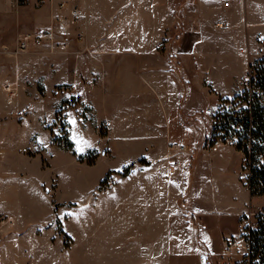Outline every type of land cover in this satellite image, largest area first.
Here are the masks:
<instances>
[{
    "label": "crops",
    "instance_id": "crops-1",
    "mask_svg": "<svg viewBox=\"0 0 264 264\" xmlns=\"http://www.w3.org/2000/svg\"><path fill=\"white\" fill-rule=\"evenodd\" d=\"M59 1L45 5L46 18L36 20L37 31L47 29L52 34L40 51L29 48L10 58L13 67L3 66L5 57L0 53V129L17 104L16 97H7L5 84L28 98L31 95L25 86L33 84L31 89L39 93V82L45 90L51 82L53 88L65 85L69 95L79 98L80 104L68 110L71 128L72 116L80 131L93 134L97 141L77 150L73 139L76 156L94 151L95 162L81 161L80 165L99 171L93 189L79 203L90 202L96 211L99 197H112L120 188L119 196L107 198L114 203L108 211L114 230L120 220L123 233L137 237L136 264H162L163 257L174 264L167 236L176 216L183 226L206 230L207 214L219 221L237 208L241 225L253 197L243 181L241 158L227 147L203 150L201 143L210 133L205 123L206 108L239 95L236 85L253 58L251 47L243 50L241 38L236 37V43L228 41L227 46L234 49L228 69L234 91L222 92L209 74L217 65L224 74L225 65L219 62L224 33L238 28L246 38L261 35L258 28L264 26V0H69L65 8ZM74 4L81 10L78 22L71 21ZM227 9H233L235 21L223 19ZM12 10L13 6L0 5V16ZM2 42L0 39V45ZM207 59L214 65L206 63ZM38 93L30 99L31 104L44 99ZM196 93L215 100L200 107L194 102ZM23 112L37 113L35 107ZM197 112L204 119L190 124ZM37 117L44 129L47 120ZM171 143L192 149L176 152L169 148ZM102 149L107 150L106 155L100 154ZM6 152L0 134V178ZM24 153L27 158L37 156L29 155L28 150ZM200 155L210 159L211 170L208 181L199 186L198 179L203 178ZM126 167L130 169L123 174ZM109 172V184L97 193ZM196 187L201 191L197 197L199 211L191 206ZM191 217L197 218L199 225H193ZM192 242L191 237L177 241L183 258H193ZM197 244V250L200 245L210 248L207 231Z\"/></svg>",
    "mask_w": 264,
    "mask_h": 264
},
{
    "label": "rangeland",
    "instance_id": "rangeland-1",
    "mask_svg": "<svg viewBox=\"0 0 264 264\" xmlns=\"http://www.w3.org/2000/svg\"><path fill=\"white\" fill-rule=\"evenodd\" d=\"M50 1L52 0H45L38 4L35 0H0L2 6H13L12 11L7 14L4 12L0 16V20L3 21V28L0 30V39L3 40L0 53L5 57L3 66H14L10 58H16L22 53L19 50L21 37L37 31L36 23L46 18V11L43 8ZM248 1L252 3V0ZM261 6L264 15V4ZM223 19L231 22L235 21L237 16L233 9L229 11L227 9ZM243 21L245 29V20ZM258 30L262 36L258 34L259 36L252 35L246 38L238 28L233 32L224 33L225 46L222 43L223 49H221L219 59L220 65H225L224 74L221 70H217L218 65L217 69L209 74V78L215 81L222 92L231 94L234 91L233 77L231 73H228L232 65L234 49L227 46L228 41L233 39L236 43V37L241 38L244 43L243 50L248 51L250 47L253 50L251 64L236 85L235 91L241 94L249 78L251 65L264 56V26L259 27ZM33 45L29 50L40 51V47ZM206 63L214 65V61L210 59H207ZM47 85V90H45L43 83L39 82V93L44 99L34 104H31L30 99H33L32 96L38 92L31 89L33 84L25 86V92L31 95L28 98H25L23 93L20 94L17 89L5 91L7 97H16L17 104L13 109V114L3 121L0 129L3 146L7 151L5 155L7 161L2 168L0 178L1 264H127V261L136 264L138 261L137 237L124 234L120 220H118L120 224L115 223L117 226L114 230L113 221L110 220L111 214L108 211L114 203L108 201L107 198L113 200L119 196L120 188L116 189L112 197L106 199L99 197L100 203L96 206V211L92 209L90 202L79 203V201H85L89 191L93 189V182L99 171L97 168L82 167L79 155H74L72 151L63 149L60 145L66 143L68 137L75 140L77 150H85L97 139L93 134L82 133L77 119L72 116L71 128L68 110L80 104V99L69 95L65 85L54 88L51 82ZM39 93L37 96L41 97ZM195 95L194 102L200 107H205L208 102L215 100V97L208 98L204 93ZM224 101L226 100L220 99L212 106L218 112H222L226 106ZM235 104L239 107L240 100H237ZM33 107L37 113L23 112L24 109L28 111ZM82 110L86 111L87 108L84 107ZM37 116H42L44 121L49 120L43 123L44 129ZM203 119L197 112L194 114L193 122L189 123L194 124L196 123L194 121L201 122ZM205 123L211 135L216 121L208 116ZM101 134L103 135V132ZM207 139L208 136L202 140L203 150L213 151L227 147L241 158L243 181L245 182L244 153L239 151L235 145L211 148ZM24 150H28L29 155L37 156L27 158L23 155ZM200 157V173L203 178L198 179L199 186L208 181L211 170L210 159L204 155ZM97 190V193H100L102 188L99 187ZM200 193V188L196 187L191 204L195 211H199L197 197H200ZM237 211V208L233 209L231 214L224 219L220 218L219 221L207 214L209 227L206 230L200 226H183L179 216H176L172 221V233L167 236V243L174 257L171 258V262L174 264H237L241 261L248 252L243 224L249 227L256 225L257 214L264 211V196L253 195L251 205L241 225L238 222ZM3 214L14 216L17 221ZM190 219L193 225H199L197 218L191 217ZM206 231L211 238V245L208 246L212 249L203 248L200 245L197 250V243ZM188 237L193 238L191 246L193 258L190 255L183 258V254L177 250V241ZM233 243L236 244L233 245ZM161 263L170 264V261L163 257Z\"/></svg>",
    "mask_w": 264,
    "mask_h": 264
},
{
    "label": "trees",
    "instance_id": "trees-1",
    "mask_svg": "<svg viewBox=\"0 0 264 264\" xmlns=\"http://www.w3.org/2000/svg\"><path fill=\"white\" fill-rule=\"evenodd\" d=\"M240 100V109L223 115L220 125L228 133L240 127V141L238 146L248 149L251 146L253 168L250 177V191L252 195L264 196V56L251 65L249 78L243 92L235 97ZM77 155L75 143L67 137L66 143L60 145ZM94 151L79 155L81 161L89 164L95 162ZM126 167L123 174L128 173ZM111 172L101 183V188L109 184ZM244 237L248 243V252L237 264H264V211L257 214V223L254 227L245 226Z\"/></svg>",
    "mask_w": 264,
    "mask_h": 264
},
{
    "label": "built area",
    "instance_id": "built-area-1",
    "mask_svg": "<svg viewBox=\"0 0 264 264\" xmlns=\"http://www.w3.org/2000/svg\"><path fill=\"white\" fill-rule=\"evenodd\" d=\"M38 4L43 3L45 0H35ZM60 6L63 8L67 7L69 4V0H62L59 2ZM71 21L72 22H78L81 10L77 4H74L71 6ZM52 37V34L47 29H41L39 31H36L34 33H27L23 35L19 41V50L25 51L30 48L31 43H33L35 46H42L44 41L46 39H49ZM5 89L10 90L11 86L10 84H5ZM237 100H235V97L232 99H227L225 102V107L223 108L222 112H218V110H215L213 106H209L206 108L205 112L208 116L215 119L216 123L213 125L212 134L208 136V143L211 146V148H219L221 146L226 145H235L236 148L244 153L245 156V169H246V185L250 189V177L252 175V160L248 158L249 154L251 155V146L247 148L245 147H239V141H240V127H236L233 132L228 133L225 131L222 126L220 125L221 119L224 114L227 112L233 113L236 110L240 109V106L238 107L237 104H235ZM169 148L178 152V151H186L188 150V146L185 144H179V143H171L169 144ZM107 150L102 149L100 151L101 155H106ZM264 162V158H263ZM236 243H233L235 245Z\"/></svg>",
    "mask_w": 264,
    "mask_h": 264
}]
</instances>
